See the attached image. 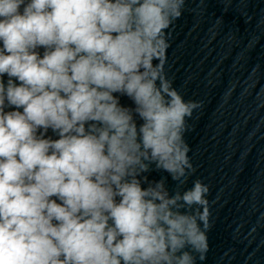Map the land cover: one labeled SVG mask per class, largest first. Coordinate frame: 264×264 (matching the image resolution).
I'll return each mask as SVG.
<instances>
[{
    "label": "clouds",
    "instance_id": "1",
    "mask_svg": "<svg viewBox=\"0 0 264 264\" xmlns=\"http://www.w3.org/2000/svg\"><path fill=\"white\" fill-rule=\"evenodd\" d=\"M185 2L0 0V264L205 258L210 188L180 191L201 103L165 71Z\"/></svg>",
    "mask_w": 264,
    "mask_h": 264
},
{
    "label": "water",
    "instance_id": "2",
    "mask_svg": "<svg viewBox=\"0 0 264 264\" xmlns=\"http://www.w3.org/2000/svg\"><path fill=\"white\" fill-rule=\"evenodd\" d=\"M168 32L167 76L201 103L185 133L195 172L180 188H210L209 248L196 264H264V0H186ZM146 175L177 190L163 171Z\"/></svg>",
    "mask_w": 264,
    "mask_h": 264
}]
</instances>
